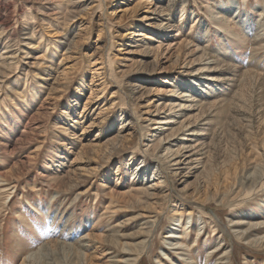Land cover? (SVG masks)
Returning a JSON list of instances; mask_svg holds the SVG:
<instances>
[{"label": "rangeland", "instance_id": "obj_1", "mask_svg": "<svg viewBox=\"0 0 264 264\" xmlns=\"http://www.w3.org/2000/svg\"><path fill=\"white\" fill-rule=\"evenodd\" d=\"M58 1H23L39 22L34 23L36 33L44 34V53L21 45L26 30L14 12L22 3L2 0L10 26L8 38L0 39V53L20 48L16 56L21 61L9 74L11 80L18 77V85L0 91V178L5 180L0 188V264H21L28 256L27 264H122L129 253L139 256L135 264H189L164 237L182 228L174 221L175 210H183V223L189 220L187 243L205 225L190 250L199 254L196 264H204L206 251L217 243L229 252V260L220 263L264 264V184L257 183L264 170V31L255 38L258 20L264 22V0H223L224 7L222 0H187L183 20L184 0H173L165 16L158 7L167 0H81L84 8L69 22L73 29L65 36L56 17L64 4ZM155 7L142 30L154 38L143 47L159 46L156 58L155 52L139 55L142 46L135 47L127 34L146 9ZM220 9L227 19L219 26L214 16ZM166 19L164 29L155 26ZM182 83H196L188 101L180 97L185 89L177 84ZM134 84L148 89L137 100L129 95ZM182 103L191 109L178 111ZM173 113L199 122L210 143L199 150L201 162L186 177L185 167L171 174L161 156L164 143L153 145L169 136L165 144L174 149L200 137L188 135L195 127L170 137V127H176L172 122L165 126L169 129L154 127V118L168 119ZM117 131L124 135L123 146L108 157V139ZM96 142L100 145L88 146ZM202 163L215 166L209 181L200 171ZM157 179L160 189L147 188ZM225 199L228 203L221 204ZM68 232L76 238H65Z\"/></svg>", "mask_w": 264, "mask_h": 264}, {"label": "bare ground", "instance_id": "obj_2", "mask_svg": "<svg viewBox=\"0 0 264 264\" xmlns=\"http://www.w3.org/2000/svg\"><path fill=\"white\" fill-rule=\"evenodd\" d=\"M16 1H17V3L20 1V3H22V5L21 4H17L18 6L16 7L17 9H15L14 13L16 14V18L21 20V21L19 20V22L21 23V24L19 23L21 25V28H22L21 30H26L23 33L25 35V37L23 38V44H21V45L27 46V49L31 48V47H35V48H38V49L43 48L44 53H46L47 46L42 43V39L44 37L43 36L44 34H38V33H36L37 31L35 30L36 27H35L34 23L35 22L39 23V22L35 19L36 16H32L34 11L31 10V8H32L31 6L27 7L26 4L24 5V3L25 2H29V0H16ZM23 1H24V3H23ZM172 1L173 0H167V3L165 4V6L164 5L161 6V7L159 6L158 7L159 8V12L158 13H160L161 15H164V16L165 15H169L168 13L170 12V8L168 6L171 5ZM186 1L187 0L183 1L182 6L180 8V14H179L180 15L179 19L180 20H183L184 19L183 16L186 15V11H184L185 8H186L185 7V2ZM229 1L232 2V3L235 2V0H229ZM245 1L246 0H242V2H245ZM11 2H13V1H11ZM58 3H63L64 4L63 5L64 6L63 10L56 11V17H59V19H61L62 27H61L60 31L65 36V35L71 33V30L73 28L69 25V22H71V20L76 15L80 14V12L84 8L83 7L84 3H82L81 0H59ZM238 4H240V3H238ZM85 5H86V3H85ZM225 5H227V3H224V1L222 0V7H224ZM98 8H100V9L102 8V4L101 3L98 4ZM208 8H210V6H208ZM156 9H157L156 7L152 11L149 10V9H146L145 10L146 14H144L143 18H141V20L138 19L139 21H137V23L133 24L134 30L127 33V34H130V37L134 38L132 43H134L135 47L142 46V47H140V50L137 51L138 54L141 53L139 55H148V54H151V53L153 54L155 52L156 55H155L154 58H156L158 56V53L156 51L158 50L159 46H157L155 48L154 47H149V46L148 47H143V45L145 46V44H148V42H149V41H145V40H154V38H153V35L151 33H147V32H144L142 30V27H144V24H143L144 21H150V19H151L150 14L155 13ZM263 9H264V1H263ZM3 10H6V5H5V3L2 2V0H0V39L2 41H4V39L8 38V32H9L8 30H9V26H10L9 24H7V20H6L7 17L5 18L2 15V11ZM7 11H9V10H7ZM222 11H224V9L223 10L220 9L218 11H215L214 19H219V21H218V25L219 26H220L219 23H221V24L226 23L225 19H227V18L222 17ZM233 11L236 13V15L240 12V10H237V9L236 10L234 9ZM12 13H13V11H12ZM5 14H7V13H5ZM8 14H10V13L8 12ZM247 16L248 15H246L245 21L248 18ZM261 16H263V12L262 11H260V13H259V18ZM29 17H31V19ZM262 18H260L258 20V22H257L258 25H259L258 26L259 28L258 27H257L258 29L256 28L258 31H255L256 32V35H255L256 37L255 38H257V39H260V38H258L259 36L261 37L259 32L264 31V22L261 21ZM153 19H156V18H153ZM42 20H44V19L41 18V20H39L40 24H38L39 27L41 28V30H43L42 28L45 27L42 24V22H41ZM166 20H168V19H166ZM27 23H30V24H27ZM47 23L49 24L50 22H47ZM167 24H169V20L166 21V22H163L162 20H159L158 23L155 26L158 27V28H163L164 29L165 26L167 27ZM147 25H150V23H147ZM26 26H29V27L27 28ZM221 26L223 27V25H221ZM137 27H139V28H137ZM135 28H137V29H135ZM15 30H16V28H15ZM13 32H14V30H13ZM206 33H205V35H206L205 37H207L208 38L207 41H209V36ZM73 36H74V34H73ZM15 39H17V38H15ZM13 41H15V40H13ZM8 44L6 46V49H8V47H9ZM256 44H258V42ZM13 45H15V44H13ZM258 47H260V46H258ZM258 47L254 46L253 50H255ZM19 49L20 48H18L17 50H9L8 49L9 51L5 50L4 52L0 53V91L1 90L6 91V90H8V87L13 89V87H16L18 85V83H19L16 80L18 78L17 76L11 80L10 75H9L10 73H13L14 71H16L19 68V65H20L19 63L21 61V58H17V56H16V54H17ZM204 51L205 50H203V53H204ZM257 51H256V53H257ZM28 53H29V51H24L23 55L27 56ZM203 53L200 54L197 57L199 60L202 58ZM256 53L254 51V54H256ZM252 54L253 53H251V55ZM252 56H254V55H252ZM252 56H251V58H252ZM38 57L39 56H37L35 59H38ZM137 60H142V58L137 59ZM136 62L140 63V61H136ZM33 64H38V61L33 62ZM97 69H100V67H97ZM15 73H17V72H15ZM207 79H215V78H207ZM8 80H9V82H7ZM9 84H11L12 87L9 86ZM7 85H8V87H7ZM177 86L181 87V89H185V90H182L183 92H180V94H181L180 97L181 98H185L184 100L188 101L189 98L192 97V92L194 91L196 83H192V84H184V83H182V84H177ZM3 87H5V88H3ZM147 90H148L147 88H146V90L145 89L143 90V89H141V86L134 84V85L131 86V88L129 90V95H130V97L133 98V100H137L138 98H140L143 95H145L147 93ZM112 93H116V91H113ZM137 93H139V95L135 97V94H137ZM112 95H114V94H112ZM112 95L110 97H113ZM178 105H180V107L178 108V111H182L184 109H186V110L187 109H191L190 106H185V104H183V103L182 104H178ZM172 109H173V106L169 107V111L172 110ZM185 114L186 113H183V114L173 113L172 114L173 116H171L168 119L157 117V118H154L152 120L153 122L151 121L152 123H155V126H154L155 128H159L162 125L164 127L163 129H169V128H165V126L169 125L171 122H172V124H176L175 128L170 127V132H171L170 137L174 136L177 132H182L184 129L189 128V127H195V128H193L191 130V134H188L189 136H200V137L194 138L193 140H188L191 143H182V145H179V146L175 147L174 149H172V147L170 145L165 144V143H169L168 142L169 141V139H168L169 136H167L166 139L164 138L165 140H162L161 138H159L156 141V143L153 144L157 148L162 143H164L163 146H161V148H163L162 149L163 152H162L161 156L165 157L164 161L167 160L168 165L170 166V168L172 170L171 174H174L175 171H178L181 167H185L186 168L185 174L182 177H186L187 176L186 172H189V170L194 168L196 164L201 162L200 158L197 157V155H199L198 154L199 150L202 149V148H207L208 146H210V143L205 142V137H204L205 133L203 132L204 131L203 129L199 128V122H197L196 120H193V121L186 120L185 117H184ZM172 118H174L173 121H172ZM149 120H151V118H149L148 121ZM123 125L124 124L121 123L120 127H123ZM156 132H158V131H156ZM156 132H154L153 134L155 135ZM123 136L124 135H122L121 131H117L114 136H112L111 138L108 139L110 144L112 145L110 147V149H109V152H107V155H109L108 157H110L112 154H114V153L118 152L119 150H121V146H123V145L120 142V140L122 139ZM99 145L96 142V143H90L88 146L93 148V147H96V146H99ZM195 153H197V154H195ZM159 161H160L159 163L164 162L162 159H159ZM202 164H204V163H202ZM205 166L206 165L204 164L203 167H201L200 171L203 172V176L205 177V181H209V179L211 178V175L214 178L213 174L215 173V166L213 164H212V166L210 165L209 167H207V166L205 167ZM204 167H205V169H204ZM257 167H259V165L256 166V170H257ZM160 173L161 172H159V174ZM248 177H250L252 179V173H251V175L246 177L247 180H248ZM160 178L161 177H159V179ZM257 178H258V181H259L257 183H261L263 185L264 184V180H263L264 179V170H263V173L261 172L260 176H258ZM159 179H157V181ZM183 180H184L183 182H185L187 179H183ZM254 180H256V179H254ZM4 181L5 180H2L0 178V188H1V185H5V184H2V183H4ZM161 182H162V180H159L158 184L156 183V184L149 185V186H147V188L150 189V187H152L151 189H160L158 187L162 186ZM12 188H14V187H12ZM214 190H215V188H214ZM146 192L148 194H151L149 191H146ZM4 193H7V191H5ZM111 193L112 192H109V194H111ZM6 195H8V193ZM164 196L168 197V193L165 192ZM226 199H228V198H226ZM226 199L225 200H221L220 203L221 204H225V203L227 204L228 201ZM173 206H176V204L174 203ZM174 213H175L174 215L176 217L174 219V221H177V223L179 225H181L180 227H182V228L177 233L167 234V235L164 236V237L171 238L170 239L171 242H174L173 244L171 242H168L167 244L168 245H172L171 249L179 250L180 254L183 256V259H186L189 264L190 263L196 264V260L198 259L199 254L192 253V252H190V250L195 248L196 245H198V242L201 240V237L204 235V232H205L204 231L205 230L204 226L205 225H202L200 228H197L196 235H195V237H193L192 242L191 243L190 242L187 243V241L189 240V238H188L189 234L186 233V232L190 231V227H191L189 225V220L187 219V222H184V223L182 222V217L184 215L183 210H181V211H178V210L176 211L175 210ZM140 214H141V216L143 215L142 213H140ZM185 215L187 216V218H189L192 214H191L190 211H187ZM146 217L152 218V216H146ZM154 221H155V219L153 220L152 224L154 223ZM237 224H239V223L237 222L236 225ZM149 228L150 229H148L147 233H150L152 231V228L151 227H149ZM215 232H216V228H213L212 235H216L217 233H215ZM236 233H237V231H236ZM237 237L240 238V236H237ZM65 238H72V239L76 238V234L71 235L68 232ZM103 241L106 244L109 243V240H107V239H105ZM87 242H90V240L87 241ZM111 243L116 245V242H114L113 240H112ZM261 243H262V245H264V237L261 239ZM62 244H64V243H62ZM65 245H67V244H64V247H65ZM87 246L88 245L84 244V243L81 245V247H83V248H85ZM99 246L100 245H96V248H99ZM67 247H69V249H72L71 246H69V245ZM101 247H103V245H101ZM144 249H146V245L143 247V250H141V251H144ZM222 249L223 250L225 249L223 247V245L221 243H217L216 246H214L213 248H210L209 250H207L206 251L207 254L205 256L204 264H210V260L212 258H214V256H216V254H218L220 251H222ZM221 254L222 255H220L217 259H215L216 260L215 264H223L224 263V261L222 263H220L221 261L218 262L219 260H223V259L229 260V258H228V254H229L228 250H224V252L221 253ZM138 257L139 256L131 255L129 253L128 257L125 258L122 261V264H135L137 259H138ZM30 260H31L30 256H28L27 258L24 257L22 259L21 264H27V262H29ZM32 260H33V257H32Z\"/></svg>", "mask_w": 264, "mask_h": 264}]
</instances>
